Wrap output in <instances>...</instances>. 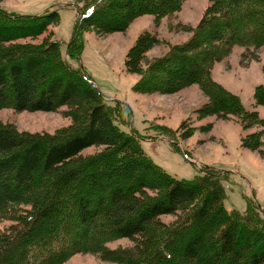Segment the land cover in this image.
<instances>
[{
	"label": "rangeland",
	"instance_id": "1",
	"mask_svg": "<svg viewBox=\"0 0 264 264\" xmlns=\"http://www.w3.org/2000/svg\"><path fill=\"white\" fill-rule=\"evenodd\" d=\"M91 1L0 0V8L9 14L21 16L43 11L48 13L45 17L37 16L30 21L0 14V49L17 45L18 49L40 51L50 63L51 73H56L63 79L67 77L74 80L83 97L77 104H60L59 101L53 108L16 110L13 107L12 90L7 85L6 102L0 107V128L7 127L23 138H57L68 133L70 125L84 122L86 116L83 109L93 100L91 91L84 81L66 69L63 64L66 60L71 66L80 67L105 98H111L108 100L111 119L122 132L131 131L136 135L141 151L147 158L176 178L186 180L203 176L201 165L216 167L223 174L206 178L214 181L223 191L224 207L240 214L248 210L254 217L261 218L260 224L264 225L263 215L250 202L253 199L264 209V146L261 153L241 145L243 135L258 132L262 127L255 122L244 126V114L240 113L239 107L225 102L219 104L210 95L211 88L218 85L225 93L235 96L237 105L247 111L257 110L259 116L264 118V104L255 105L253 98L255 86L264 85V44L256 48L233 44L210 63V85L206 84L208 87L196 82L193 79L195 72L188 68L184 69L185 73H189L188 77L179 76L177 81L150 80L149 74L156 70H153V66L160 62V68L163 63L160 60L168 51L177 49V54L188 56L190 51L197 55L202 50L192 46L196 40L193 28L201 21L208 0H184L174 13L160 17L141 11L134 13L132 6L122 15L125 10L120 8L119 14L123 20L117 24L108 22L94 12L82 22L74 45L80 53L79 59H76L66 52L76 16L75 8L79 12V8ZM51 10L56 12L49 13ZM248 20L245 16L240 20L237 32L243 29ZM183 21L189 27H180L179 24ZM55 39L59 41L56 49L44 47L45 43ZM43 50H46L45 53ZM20 52L17 54V51L11 50L10 54L20 55ZM127 56L133 59L130 68L125 65ZM1 57L2 54V61L4 58ZM145 69H149L150 73H146ZM143 80L145 83H142ZM138 81L139 89L134 87V83ZM114 100H118V103L115 104ZM125 104L131 109L130 117ZM261 137L264 142V134ZM108 151L102 145L89 146L62 166L65 169L75 164L87 166V171L94 170L97 175L94 184L88 182V186L84 187L86 198L91 202L96 201L99 194L107 197L106 189L116 184L114 181L121 176L119 170L107 168V161H115L110 158ZM100 171L107 173L100 174ZM121 178L123 176L118 177L117 181H121ZM142 181H146L145 178ZM73 185L71 183L60 192H55L53 185L44 187V200L37 206L30 205V199H22L13 209L0 207V235L12 237L14 232L23 229L28 230L25 236L31 237L32 233L40 231L42 227L53 229L54 233L64 235V248L68 251L67 255L54 256L59 258H55L54 264H124L127 255L137 260L143 252H138L137 249L141 237L129 239L115 236L102 243L105 247L103 249L92 242L94 231L98 229V221L90 225L80 222L72 203ZM78 188L79 186L76 190ZM21 194L25 197L26 193L21 191ZM161 195L160 191L149 188L143 193L144 197L152 198ZM54 200L64 203L62 208L60 205L57 207L56 212L52 211ZM196 204L185 203L183 208L188 209L178 210L179 215H161L160 220L173 224ZM209 213L213 218L216 217L214 212ZM57 215L61 216V220L57 222L61 226L59 229L52 227ZM206 225L211 229L218 228L216 223ZM200 229V235L208 234ZM216 229L212 231L215 232ZM213 232L210 233L211 236ZM10 242L17 247L23 245L18 240ZM209 245L214 248L211 240ZM10 249L14 258L18 250L16 247ZM28 253L32 259L33 253ZM205 258L203 261L180 257L172 260L176 264H212L213 261V264H220L217 256ZM7 263V260L3 261V264ZM167 264L174 263L170 261Z\"/></svg>",
	"mask_w": 264,
	"mask_h": 264
},
{
	"label": "trees",
	"instance_id": "2",
	"mask_svg": "<svg viewBox=\"0 0 264 264\" xmlns=\"http://www.w3.org/2000/svg\"><path fill=\"white\" fill-rule=\"evenodd\" d=\"M183 1L92 0L79 8L80 14L74 21L66 52L79 59L80 53L74 45L83 20L94 12L109 20L108 22L117 24L123 20L119 14L120 8L125 10L122 15L132 6L134 13L141 11L160 17L174 13ZM52 12L56 10L49 13ZM0 14L30 21L37 16L45 17L48 13L43 11L19 16L6 13L0 8ZM244 16L249 19L246 21L247 25L237 32V26ZM179 25L189 27L185 22H180ZM193 29L196 40L192 46L202 50L197 55L190 51L188 56L177 54V49L168 51L160 60L163 61L160 68V62L153 66V70H156L149 74L150 80L177 81L179 76L188 77L189 73L184 71L188 68L195 72L193 79H196V82L208 87L210 63L233 44L255 48L264 44V0H208L201 21ZM57 44L59 41L55 39L45 43L44 47L56 49ZM19 49L17 45L0 49V54L3 55L1 58H4L0 60V107L6 102L7 85H10L12 90L13 107L16 110L53 108L59 101L60 104H77V101L83 98L74 80L67 77L63 79L60 75L51 73L50 63L43 58V53L22 48L20 50L23 52H20ZM11 50L17 51V54L20 52V55L11 56ZM45 51L43 50L44 53ZM132 60L131 56L125 58L127 68L131 67ZM63 64L70 73L84 81L91 91L93 100L83 109L86 119L80 124L70 125V131L57 138H23L21 134L7 127L0 128V207L13 209L22 199H30L29 204L37 206L44 200V187L53 185V190L60 192L74 183L72 203L80 222L90 225L98 221V229L94 231L95 237L92 238L98 248H105L102 243L115 236L142 238L137 248L138 252L143 251L142 254L137 260L127 255L124 264H167L170 261L176 264V261L172 260L174 257L203 261L205 256H217L220 264H264V225L260 224L261 218L254 217L248 210L244 214L228 211L223 204V191L214 181L206 178L217 177L223 174L222 171L213 166L201 165L200 170L205 176L186 180L176 178L163 170L144 155L133 132L124 133L117 128L110 116V99L102 95L91 78L80 67H73L66 60ZM149 69H145L146 73ZM139 82L134 83L135 88H140ZM142 83H145L144 80ZM210 95L219 104L225 102L227 105L239 107L240 113L244 114V126L255 122L262 127L258 132L241 137L243 147L254 148L262 153L264 118L259 116L257 110H244L236 104L233 94L225 93L218 85L211 88ZM253 98L255 105L264 104V85L255 86ZM114 102L116 104L118 100ZM125 107L130 117L131 109L126 104ZM98 145L109 149L110 158L115 160L107 161V168L119 170L121 176L118 177L123 178L117 181V177L114 181L116 184L106 189L107 197L99 194L96 201L91 202L86 198L84 187L88 186V182L94 184L97 178L94 170L87 171V166L75 164L65 169H62V166L84 148ZM101 173L107 172L100 171ZM144 178L146 181H142ZM146 188L158 190L162 195L155 198L144 197ZM21 191L26 193L25 197ZM250 202L264 217V209L253 199H250ZM185 203L197 204L173 224L160 220L161 215H179L178 210L188 209L183 208ZM53 204L52 211L56 212L57 207L60 205L62 208L64 203L54 200ZM209 210L216 214L215 218L210 215ZM59 220L61 216L57 215L52 227L59 229ZM210 222L216 223L218 228L215 227V232L214 228L207 227L206 224ZM199 229H204L208 234L200 235ZM27 231L19 229L8 238L0 235V263L3 264V261L7 260V264H54V256L59 257L65 253L67 255L64 235L42 227L40 231L32 233L31 237H26ZM209 238L211 243L214 242V248L209 245ZM15 239L23 242V245H13L10 241H16ZM15 247L18 253L13 258L10 248ZM28 251L34 255L32 259L28 256Z\"/></svg>",
	"mask_w": 264,
	"mask_h": 264
},
{
	"label": "water",
	"instance_id": "3",
	"mask_svg": "<svg viewBox=\"0 0 264 264\" xmlns=\"http://www.w3.org/2000/svg\"><path fill=\"white\" fill-rule=\"evenodd\" d=\"M77 14H78V16H79L80 12H77Z\"/></svg>",
	"mask_w": 264,
	"mask_h": 264
},
{
	"label": "crops",
	"instance_id": "4",
	"mask_svg": "<svg viewBox=\"0 0 264 264\" xmlns=\"http://www.w3.org/2000/svg\"><path fill=\"white\" fill-rule=\"evenodd\" d=\"M183 22L187 23L186 21H183Z\"/></svg>",
	"mask_w": 264,
	"mask_h": 264
},
{
	"label": "bare ground",
	"instance_id": "5",
	"mask_svg": "<svg viewBox=\"0 0 264 264\" xmlns=\"http://www.w3.org/2000/svg\"><path fill=\"white\" fill-rule=\"evenodd\" d=\"M97 13V12H96ZM109 21V20H108Z\"/></svg>",
	"mask_w": 264,
	"mask_h": 264
}]
</instances>
